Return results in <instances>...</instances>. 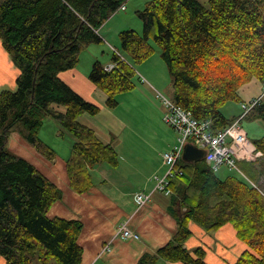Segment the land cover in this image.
Listing matches in <instances>:
<instances>
[{"label": "trees", "instance_id": "trees-1", "mask_svg": "<svg viewBox=\"0 0 264 264\" xmlns=\"http://www.w3.org/2000/svg\"><path fill=\"white\" fill-rule=\"evenodd\" d=\"M126 0H0V39L19 68L16 89L0 92V255L7 264H81L78 239L83 222L49 217L51 205L63 192L32 162L12 151L9 135L17 131L47 159L56 150L40 137L48 117L75 137L66 168L70 186L78 193L92 186L89 166L117 163V151L103 143L79 119L96 114L99 106L78 94L59 73L75 68L81 52L102 42L101 26ZM142 33L120 32L122 52L114 66L93 64L89 78L114 108L119 93L134 87L133 63L160 55L172 77L173 100L198 119H212L213 130L231 124L221 107L240 101L242 85L258 79L264 84V0H150L139 11ZM264 120V103L245 120ZM264 155V137L252 140ZM254 163V161L252 162ZM170 180L173 193L168 211L177 231L163 246L144 252L137 264L160 259L208 264L202 246L189 250V227L196 222L208 231L231 223L245 249L234 264H264V194L241 175L220 177L205 159L178 161Z\"/></svg>", "mask_w": 264, "mask_h": 264}, {"label": "crops", "instance_id": "crops-1", "mask_svg": "<svg viewBox=\"0 0 264 264\" xmlns=\"http://www.w3.org/2000/svg\"><path fill=\"white\" fill-rule=\"evenodd\" d=\"M130 1L132 2L131 7L137 14V11L141 10L150 0ZM119 10H128V7L126 5L125 9L117 11ZM117 26L116 39L112 36L115 42L113 49L115 52H121L118 36L130 25L124 23L121 27ZM100 31L99 29V34ZM91 45L88 49L92 47ZM84 51L80 54L77 66L60 72L59 76L83 98L99 106L96 114L86 112L80 116L79 120L91 127L99 140L115 148L118 156L116 165L99 162L89 166L93 186L87 192H76L70 186L66 168L75 137L64 130L57 120H55L57 122L51 120L53 118L45 120L44 125L48 122L45 127L43 125L41 128L40 137L46 143H51L43 137L44 129L51 128L52 131L57 132L58 138L60 135L63 139L67 138L68 145L63 155H60L54 148L57 152L56 157L52 160L45 158L17 131L10 134V147L32 162L62 190V198L51 205L48 216H59L83 222V230L78 239L83 247L81 264H137L144 252L163 246L177 231V221L168 211L171 197L156 190L155 185L156 176H163L168 169L163 153L177 144L179 134L163 118H145L146 114H150L151 106H154L157 113L159 108L165 111L163 103L156 96V92L162 90L164 83H161L153 72H148V76L145 77L137 73L138 80L135 79V75L133 89L119 93L117 105L111 108L106 105V93L90 80L89 75L96 61H101L106 67L113 65L112 56L110 53H105V49L102 55ZM19 74V68L3 47L0 39V92L4 89L15 90ZM170 81L173 91L171 75ZM254 84L259 85L258 91L251 87ZM263 90L264 84L253 78L239 89L240 101L244 102L258 97L263 94ZM262 102L264 103V96ZM124 104L129 107L132 118L115 116V112L123 108ZM140 108H144L145 114L140 112ZM222 113L225 117L227 114L232 115L230 111ZM241 113L238 111L237 115H232V117H238ZM243 126L248 138V142L243 146L247 154L237 158V166L238 163L240 165L244 163L251 175L244 171L246 175L242 171L246 177L251 182L255 183L257 179V184L264 183V155L261 151H257L255 145L251 143L252 140L264 137V120L257 118L247 122L244 119ZM236 174L241 175V172L237 171ZM140 192L152 193L149 202L143 206H140L136 199ZM125 221L133 231L139 234L138 239H124L117 236V228ZM189 227L192 235L185 243L187 248L194 250L202 246L206 251L205 258L208 264H234L242 252L248 248V245L238 238L237 231L231 223H226L215 231H208L194 221L189 223ZM108 242H111V249L103 251ZM2 258L4 257H0V264H7L6 259ZM157 264L185 263L162 259Z\"/></svg>", "mask_w": 264, "mask_h": 264}, {"label": "built area", "instance_id": "built-area-1", "mask_svg": "<svg viewBox=\"0 0 264 264\" xmlns=\"http://www.w3.org/2000/svg\"><path fill=\"white\" fill-rule=\"evenodd\" d=\"M126 1L119 9L126 8ZM112 67L113 65L107 69ZM156 96L161 100L165 108L163 115L164 121L179 134L177 144L163 153V158L168 169L163 176H156V190L163 192L165 195H171L173 193L170 187V180L177 173H181L177 164L182 158L187 143H193L206 150L205 160L211 169L217 171L222 165L226 164L230 169L239 170L237 158L246 156L247 152H245L243 146L248 142L243 120L254 107L262 103L264 90L263 94L260 96L242 102V113L231 124L219 130H213L212 119L196 118L191 110L182 107L177 104L173 98L170 99L159 91L156 92ZM251 143L253 144V142ZM151 195L152 193L140 192L136 197L138 204L140 206L147 204ZM117 236L122 238L139 237V235L130 228L127 221L119 225ZM110 249L111 242L104 246L103 251H108Z\"/></svg>", "mask_w": 264, "mask_h": 264}, {"label": "rangeland", "instance_id": "rangeland-1", "mask_svg": "<svg viewBox=\"0 0 264 264\" xmlns=\"http://www.w3.org/2000/svg\"><path fill=\"white\" fill-rule=\"evenodd\" d=\"M200 1H202V3H204V4H206V3H208L209 0H200ZM131 4H132V2L130 0H127L126 1V5L128 7V10H125V11L119 10V11L115 12L112 15V18H109L101 26V28H100V30H101L100 31V35L104 39L103 42L93 43L92 45L90 44L92 47L90 49H88V47H89L88 46L87 48L84 49L85 51L84 50L83 51L84 52H89L91 54L94 52V53H97L98 55H102L103 54V50L105 49V53H110V55L112 56V59H113V54L115 52L114 51L115 49H113L114 48L113 45H114L115 42H113V40H114V38L116 39L115 29H116V26L117 25H118L117 27H119V25L121 27L122 24L126 23V25H130L126 29H134L137 32L142 33V31H143L142 20L135 13V10H134V8L131 7ZM112 36H114V38ZM118 38L120 39L119 36H118ZM118 41H120V40H118ZM150 42L156 48V50H155V52L148 59H146V60H144V61H142L140 63H136L134 60H131L132 63H133L134 69L136 71V78L135 79L138 80L137 79V76H138L137 73L138 74L140 73L142 76L145 77V76H148V72L149 73L150 72H153L154 76L157 77L161 83H164V86L161 87L162 90H160L159 92L161 94H163L164 96L172 99V97H173V95H172L173 91H172V88H171V84H170L171 83V81H170V74L168 72L166 63L161 58V56H160V48L155 43V41L152 39V37L150 39ZM87 50H89V51H87ZM121 52H122V49H121ZM249 82H247V83H249ZM251 87L254 88L253 90H255V88L257 89V91L259 90V85H256L255 86V84H254ZM254 98H256V97H254ZM241 103H242L241 101H233V100L228 101V102H226L221 107V110H222V112L224 111L225 113H228V111H230V113H232V115H235L238 111H240V112L243 111L241 109V107H240ZM140 112L142 114H145L144 108H140ZM161 112H162V114H161ZM116 115H117L118 118H132L131 117V113L129 112V107L126 104L123 105V108H121V109H119V110H117L115 112V116ZM163 115H164V110L161 111V108H159L158 109V113H157L156 110L154 109V106H151V108H150V114H146V117L145 118H163ZM232 115L231 116H228V114H227L226 116L228 118H231ZM48 118H52V117H48ZM51 120H54V122H57V121H55V119H51ZM245 121L249 122L250 120L248 119V120H245ZM47 122L45 123L44 127L47 125ZM163 124H164V122H163ZM44 130H45V132L43 133V137L45 139L49 140L52 143V144L49 143V145L50 144L53 145L54 147L53 146L52 147L55 148L60 155H63V153L65 151V147L68 145V139L67 138L66 139H63L61 135L58 138L57 132L56 131H52L51 128H46ZM10 141H11V138H10V135H9L7 147L9 149V151H12L13 153H16L15 151H13L11 149V147H10ZM16 154H18V153H16ZM18 155H20V154H18ZM20 156L24 157L23 155H20ZM241 165H240V163H238V166H239V170L238 171L241 172V174H242L243 177L247 178L246 177L247 174L244 171H246L249 175H250V172L248 171V169L246 168V166H245L244 163L243 164L241 163ZM254 166H255V163H254ZM236 172H237L236 169H229V167L226 164L222 165L217 170V174L220 177H222V178L226 177L227 175L236 174ZM256 174L260 175V173H257V172H256ZM247 179L250 181L249 178H247ZM253 181H255V180H253ZM256 181H257V179H256ZM256 181H255V183L253 182L252 184H254L256 187H258L263 192V194H264V183L257 184L258 182H256ZM117 230H118V228H117ZM124 239H132V238H124ZM136 239H138V238H136ZM0 257H2V256L0 255ZM2 259L5 260L4 258H2ZM160 260H162V259H160ZM49 264H54V262H51Z\"/></svg>", "mask_w": 264, "mask_h": 264}, {"label": "water", "instance_id": "water-1", "mask_svg": "<svg viewBox=\"0 0 264 264\" xmlns=\"http://www.w3.org/2000/svg\"><path fill=\"white\" fill-rule=\"evenodd\" d=\"M205 154L206 150L204 148L193 143H187L182 154V159L187 162L196 163L204 159Z\"/></svg>", "mask_w": 264, "mask_h": 264}]
</instances>
